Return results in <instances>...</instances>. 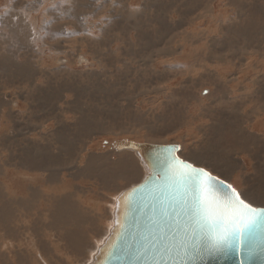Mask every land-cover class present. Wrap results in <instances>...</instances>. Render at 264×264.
<instances>
[{
	"label": "rangeland",
	"instance_id": "374dc122",
	"mask_svg": "<svg viewBox=\"0 0 264 264\" xmlns=\"http://www.w3.org/2000/svg\"><path fill=\"white\" fill-rule=\"evenodd\" d=\"M124 139L264 196V0H0V264L88 262L145 173Z\"/></svg>",
	"mask_w": 264,
	"mask_h": 264
},
{
	"label": "snow or ice",
	"instance_id": "6c2138e0",
	"mask_svg": "<svg viewBox=\"0 0 264 264\" xmlns=\"http://www.w3.org/2000/svg\"><path fill=\"white\" fill-rule=\"evenodd\" d=\"M141 159L147 174L142 170L116 197L119 218L101 257L107 252L125 264H210L212 257L239 255V264H246L244 255L264 253V196L242 195L213 165L184 156L175 142L153 146ZM96 264L107 262L98 257Z\"/></svg>",
	"mask_w": 264,
	"mask_h": 264
},
{
	"label": "water",
	"instance_id": "95a60500",
	"mask_svg": "<svg viewBox=\"0 0 264 264\" xmlns=\"http://www.w3.org/2000/svg\"><path fill=\"white\" fill-rule=\"evenodd\" d=\"M82 60V58H81ZM153 146H156L155 144L150 143H137L130 140H122V141H116L113 143V147L117 151H132L136 154L137 158L140 160V163L142 167L144 168L145 174H147V166L143 164V160L141 159L142 156L145 155H152L153 152ZM128 190L125 189L121 193H126ZM120 193V194H121ZM119 194V195H120ZM118 195V196H119ZM119 204L118 201L115 199V207L112 212V224L111 227L108 229V233L106 237L101 241V244H99L96 248L95 253L92 255L90 261L86 264H96L97 258L104 260L107 262V264H125V261L120 259L117 256H110L107 252L104 253V255L101 257L100 253L101 250L104 247V243L106 239L113 233L115 228L116 220L119 218L118 209ZM241 257L239 255L235 256H229V257H212L210 260V264H239ZM243 259L246 261V264H264V253L257 252L256 254L252 255L251 257H248L247 255L243 256Z\"/></svg>",
	"mask_w": 264,
	"mask_h": 264
},
{
	"label": "bare ground",
	"instance_id": "6f19581e",
	"mask_svg": "<svg viewBox=\"0 0 264 264\" xmlns=\"http://www.w3.org/2000/svg\"><path fill=\"white\" fill-rule=\"evenodd\" d=\"M258 7V6H257ZM237 15V14H236ZM255 90V89H254ZM259 110V109H258ZM254 114V113H253ZM204 136H206V134L204 135ZM125 140V139H124ZM127 140V139H126ZM118 141H122V140H118ZM131 141V140H130ZM116 142V141H115ZM114 143V142H113ZM137 143H139V142H137ZM187 150H188V145H186L185 146V153H184V155L185 156H187V157H193V155L191 154V151H188L187 152ZM124 151H127V150H124ZM129 152H132V151H129ZM243 155V157H244V159H243V161H245L246 160V155L248 156V153H247V151H244V153L242 154ZM201 163H203L204 164V162L202 161ZM129 167V166H128ZM145 174V173H144ZM105 186V185H104ZM123 191V190H122ZM111 221H112V219H111ZM29 228V227H28ZM110 228V227H109ZM108 228V229H109ZM5 230H6V228H5ZM107 233H108V230H107V232L105 233V236L104 237H106V235H107ZM9 235V234H8ZM7 234L5 235V237L6 236H8ZM7 238V237H6ZM9 238V237H8ZM14 238V237H13ZM10 240V239H9ZM19 240V239H18ZM19 241H21V240H19ZM13 242V241H12ZM12 242H10L11 244H12ZM16 242V241H15ZM101 242V241H100ZM9 244V243H8ZM14 244H16V243H14ZM13 244V245H14ZM18 244V243H17ZM20 244V243H19ZM99 245V244H98ZM14 247V246H13ZM12 247V248H13ZM13 250V249H12ZM38 251H40V249L38 250ZM95 251H96V249H95ZM95 251H93V254L95 253ZM91 253V252H90ZM42 255V254H41ZM40 256V255H39ZM43 257V256H42ZM91 257H92V255H91ZM91 259V258H90ZM90 259H88L87 261L89 262L90 261ZM87 262V263H88ZM85 264H86V262H85Z\"/></svg>",
	"mask_w": 264,
	"mask_h": 264
}]
</instances>
